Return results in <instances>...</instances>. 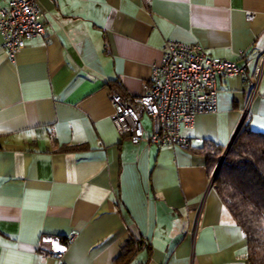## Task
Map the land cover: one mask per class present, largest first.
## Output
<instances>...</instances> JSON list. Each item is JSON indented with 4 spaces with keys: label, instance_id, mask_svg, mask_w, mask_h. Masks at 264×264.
Masks as SVG:
<instances>
[{
    "label": "crops",
    "instance_id": "crops-1",
    "mask_svg": "<svg viewBox=\"0 0 264 264\" xmlns=\"http://www.w3.org/2000/svg\"><path fill=\"white\" fill-rule=\"evenodd\" d=\"M36 4L43 35L11 58L0 33V264H115L129 237L126 264H253L198 147L225 148L243 117L264 133V0ZM166 40L241 68L180 127L190 148L133 143L111 120V89L138 94Z\"/></svg>",
    "mask_w": 264,
    "mask_h": 264
},
{
    "label": "built area",
    "instance_id": "built-area-1",
    "mask_svg": "<svg viewBox=\"0 0 264 264\" xmlns=\"http://www.w3.org/2000/svg\"><path fill=\"white\" fill-rule=\"evenodd\" d=\"M7 3V7H0V33L2 46L13 58L26 37L43 35L45 27L36 0ZM239 71L241 68L206 53L199 44L166 40L162 62L153 65L149 80L142 83L138 94L111 89L112 123L133 143L148 140L184 148L190 138L180 134V127L193 128L196 115L215 111L217 78ZM253 73L256 80L264 74V54L259 55ZM143 116L152 122L150 131L142 124Z\"/></svg>",
    "mask_w": 264,
    "mask_h": 264
},
{
    "label": "trees",
    "instance_id": "trees-1",
    "mask_svg": "<svg viewBox=\"0 0 264 264\" xmlns=\"http://www.w3.org/2000/svg\"><path fill=\"white\" fill-rule=\"evenodd\" d=\"M200 140L190 138L184 148ZM198 148L205 154L208 173L212 175L223 146L205 142ZM212 184L245 235L247 260L264 264V133L251 130L247 120L243 119L235 133ZM139 243L140 240L129 237L114 263L126 264Z\"/></svg>",
    "mask_w": 264,
    "mask_h": 264
},
{
    "label": "water",
    "instance_id": "water-1",
    "mask_svg": "<svg viewBox=\"0 0 264 264\" xmlns=\"http://www.w3.org/2000/svg\"><path fill=\"white\" fill-rule=\"evenodd\" d=\"M244 115H245V114H244ZM243 119H244V117L241 119V121H240L239 125L237 126V128H236V130H235V133H236V132H237V130L239 129V127H240V125H241V123H242ZM235 133H234V135H235ZM234 135L232 136V138H231L230 142H229V143H228V144L225 146V148L223 149L222 155H221V157H220V159H219V162H218V164H217V166H216V168H215V170H214V172H213V174H212V177L215 175V173H216V171H217L218 167L220 166V163H221V161H222V159H223V157H224V155H225V153H226L227 149L229 148V146H230V143H231V141H232V139H233Z\"/></svg>",
    "mask_w": 264,
    "mask_h": 264
},
{
    "label": "clouds",
    "instance_id": "clouds-1",
    "mask_svg": "<svg viewBox=\"0 0 264 264\" xmlns=\"http://www.w3.org/2000/svg\"><path fill=\"white\" fill-rule=\"evenodd\" d=\"M212 176V175H211ZM213 178V177H212Z\"/></svg>",
    "mask_w": 264,
    "mask_h": 264
}]
</instances>
